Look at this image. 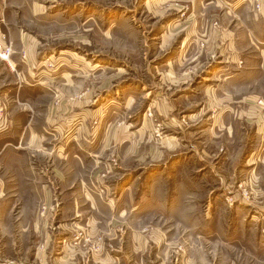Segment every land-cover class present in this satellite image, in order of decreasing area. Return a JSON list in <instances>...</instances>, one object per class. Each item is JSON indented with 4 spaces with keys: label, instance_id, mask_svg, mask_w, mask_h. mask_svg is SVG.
Wrapping results in <instances>:
<instances>
[{
    "label": "rangeland",
    "instance_id": "rangeland-1",
    "mask_svg": "<svg viewBox=\"0 0 264 264\" xmlns=\"http://www.w3.org/2000/svg\"><path fill=\"white\" fill-rule=\"evenodd\" d=\"M245 16L264 19V0H0V152L9 143L34 169L56 159L67 215L40 241L11 200L0 264H35L39 252L49 264L63 248L83 264H127L95 228L105 224L145 242L152 264H264V24L252 35ZM196 23L254 43L237 41L246 52L226 63L199 52ZM228 86L254 99L231 108L261 113L258 129L218 121L226 105L210 99ZM80 182L93 218L66 207Z\"/></svg>",
    "mask_w": 264,
    "mask_h": 264
},
{
    "label": "crops",
    "instance_id": "crops-1",
    "mask_svg": "<svg viewBox=\"0 0 264 264\" xmlns=\"http://www.w3.org/2000/svg\"><path fill=\"white\" fill-rule=\"evenodd\" d=\"M230 5V4H229ZM202 6V7H201ZM232 7V5H230ZM237 6L236 8L240 7L241 4H235ZM204 10L205 7H203L202 3L198 5V10ZM240 14H248L245 13L246 8H241ZM202 20V19H199ZM207 24V23H206ZM242 27H244L247 32L251 33L254 35L256 33L255 30L256 27L260 24H264V19H250L249 17L245 16V19L242 23ZM202 24L199 23L194 26L195 27V33L199 32V35L197 34V37H195V43L197 41L201 42L204 44V49H200L199 52L203 53H209V54H214L218 55V57L225 58V62L228 63L230 59H233L235 56L238 55H243L254 43L252 40V37L248 33H244L242 37V40L235 39L234 36H232L230 33H225L224 36H218L217 33H213L214 29L212 25L207 24L208 29L210 34L201 32V26ZM247 27V28H246ZM232 32H234L232 30ZM230 36V37H229ZM232 38V40L230 39ZM229 40V41H228ZM224 41V43H223ZM240 45H243L245 47L246 51L243 49H238L239 43ZM219 42L221 43L222 47L219 48ZM229 42V43H228ZM260 43L264 45V40H260ZM259 43V44H260ZM184 46L187 48L188 44L184 43ZM189 51V48L187 52ZM223 67H220V71L222 70ZM236 89L234 88H229V86L225 89L224 94L220 98H211V105H215L216 107L222 106L225 104V110L220 113L218 117V121L224 122L227 120V115L229 116V119H231L235 125L232 126L230 124L231 131L235 132L238 131L237 127H242V130H246L243 125L245 124L244 120H250V123L257 124V129L258 125L261 123L260 121V114L261 113H253L250 111L244 112L242 110L240 113L234 112V108H231V106H239V105H245L248 107H252L255 105L254 99H250L249 97H243V93H241V96H238V93L234 95V91ZM247 94L249 93V87L247 89ZM219 100V101H218ZM229 105V106H227ZM252 105V106H250ZM255 107V106H254ZM231 109V111L229 110ZM198 116V115H197ZM199 116H201L199 114ZM218 116V115H217ZM221 116H225L222 118ZM252 126V125H251ZM225 128V127H224ZM255 128V126H254ZM220 130V128L218 129ZM229 133V132H228ZM257 141L259 140L260 137H258V134H262L260 131H257ZM254 146V145H253ZM11 145L9 143L5 144L1 148L0 152V219L4 220L8 217H13V208L10 207V202L11 200L13 202H18L19 204H23L24 208H19L17 211V215L19 218H33V230L34 232L37 233L40 241H42L44 238L47 240L49 239V225L53 226L54 224V219L57 218H65L66 212L65 211H60L57 206H58V170L56 167V159L55 161H51L49 163V167L46 168L47 166L45 164H41V166L36 167L35 169L31 166V159L28 158V156H25L23 158H16L13 155H9V150H10ZM247 150L249 151V147H247ZM52 156V153L50 152V157ZM39 159V157H37ZM4 160V161H2ZM6 160V161H5ZM11 160V161H9ZM252 171V170H251ZM254 174V170H253ZM256 178V177H255ZM251 179H254V175H251ZM82 185L83 183L80 182ZM76 184L71 183L70 187L72 188ZM85 185L84 184L81 188L79 187V191L75 194L74 199L71 201L70 206L67 209L70 210H75V206L78 204L79 208L80 207H85L86 210L83 211L84 214L88 215L91 214V217L93 218L95 213H92L90 207H87L89 203L88 195L85 192ZM13 190V191H12ZM12 191V192H11ZM11 193H14L9 196ZM8 195V196H7ZM262 195V194H261ZM260 195V196H261ZM5 196V198H4ZM61 200L64 201V198H61ZM4 202V204H3ZM44 203L43 210L41 209V205ZM16 205L14 204V207ZM139 208V207H138ZM96 210V208H95ZM122 216V212L119 214H113L110 217H114L115 219H119ZM96 218V217H94ZM97 219V218H96ZM50 221V224H49ZM1 223V222H0ZM89 224V223H88ZM123 227V225L119 224L117 227ZM95 228H97L99 231H102L105 235L107 234L108 243V251L109 253L117 252L121 253L123 251L124 254L128 255V263L127 264H152L151 262H147V258H145L146 255V248L147 244L143 241H140L138 245H132L131 240L128 238L129 236L125 237V234H130L126 230L121 234L118 235V237H114V233H116V229L112 228L111 225H97ZM95 229V230H97ZM97 230V231H98ZM133 230L132 232H134ZM138 231V230H136ZM119 232V231H118ZM131 232V233H132ZM109 235V236H108ZM70 250L64 249L63 248V253L61 255L55 256L53 258H50L49 264H83L82 260H80L77 257L76 252H72ZM46 254V253H45ZM45 254H42L39 252V260L34 262L35 264H46L47 258L44 259ZM42 256V257H41ZM121 257V256H118ZM49 258V257H48ZM34 260V261H35ZM97 260V259H96ZM124 261V258H117L115 261L114 259L110 258H103L102 263L100 264H121V261ZM122 261V262H123ZM85 262V261H83ZM89 260L86 261L84 264H90ZM97 263V261H95ZM94 263V264H96Z\"/></svg>",
    "mask_w": 264,
    "mask_h": 264
},
{
    "label": "built area",
    "instance_id": "built-area-1",
    "mask_svg": "<svg viewBox=\"0 0 264 264\" xmlns=\"http://www.w3.org/2000/svg\"><path fill=\"white\" fill-rule=\"evenodd\" d=\"M6 58V57H5Z\"/></svg>",
    "mask_w": 264,
    "mask_h": 264
}]
</instances>
